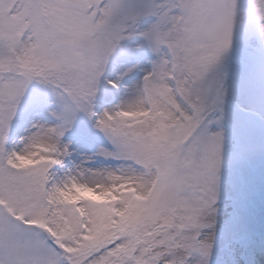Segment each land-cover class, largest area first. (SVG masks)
Returning <instances> with one entry per match:
<instances>
[{
  "label": "snow or ice",
  "instance_id": "obj_1",
  "mask_svg": "<svg viewBox=\"0 0 264 264\" xmlns=\"http://www.w3.org/2000/svg\"><path fill=\"white\" fill-rule=\"evenodd\" d=\"M20 116L39 119L18 145ZM249 118L264 126V0H0V264H264Z\"/></svg>",
  "mask_w": 264,
  "mask_h": 264
},
{
  "label": "rangeland",
  "instance_id": "obj_2",
  "mask_svg": "<svg viewBox=\"0 0 264 264\" xmlns=\"http://www.w3.org/2000/svg\"><path fill=\"white\" fill-rule=\"evenodd\" d=\"M241 62L246 65L250 72L255 74L259 73L261 56L258 51L252 49L246 50L241 57ZM141 67L142 71L135 73L132 78L126 80L118 92L113 90L110 95L106 96L100 107L109 109L114 108L120 104L122 100L128 99L124 90L129 88L132 83L141 77L143 75V69L150 68V65L143 64ZM35 119L39 118H25L24 116H20L14 124L10 136L18 145L23 138L29 135ZM249 119L252 123L249 125L248 131L258 140L261 132L264 131V126L260 124L257 118ZM93 140L94 138L91 141ZM65 142L68 143L69 141L66 139ZM99 146L100 144L96 145L94 148H89V145L74 144V158L72 161L66 162L64 171H61L59 175L62 177L64 172L72 168L73 164L79 163L80 157L93 156V153ZM122 163L123 162L120 161L104 160L99 157H93L87 166L93 169L115 168L119 167ZM241 171L247 178V197L243 202L244 224L248 234L251 235L253 232L260 230L264 225V154L257 153L242 166ZM251 252L257 262H259L264 258V242H251Z\"/></svg>",
  "mask_w": 264,
  "mask_h": 264
}]
</instances>
